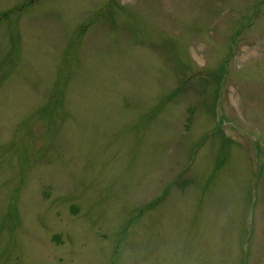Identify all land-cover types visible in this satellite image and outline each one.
<instances>
[{
    "label": "rangeland",
    "instance_id": "obj_1",
    "mask_svg": "<svg viewBox=\"0 0 264 264\" xmlns=\"http://www.w3.org/2000/svg\"><path fill=\"white\" fill-rule=\"evenodd\" d=\"M0 264H264V0H0Z\"/></svg>",
    "mask_w": 264,
    "mask_h": 264
}]
</instances>
